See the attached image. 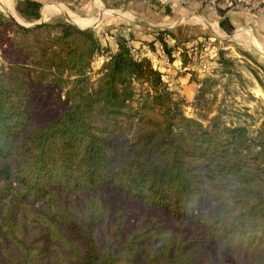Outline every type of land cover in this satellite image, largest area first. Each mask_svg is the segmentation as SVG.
I'll list each match as a JSON object with an SVG mask.
<instances>
[{
	"label": "trees",
	"instance_id": "trees-1",
	"mask_svg": "<svg viewBox=\"0 0 264 264\" xmlns=\"http://www.w3.org/2000/svg\"><path fill=\"white\" fill-rule=\"evenodd\" d=\"M16 11L33 23L39 4L17 1ZM219 13L220 28L230 35L233 27ZM0 29L33 38L39 56L33 63L44 65L40 79L50 76L59 92L62 83L85 82L92 59L105 55L94 101L108 114H121L135 85L146 91L128 114L142 131L120 148L119 136L89 123L83 105L69 104V92L59 115L42 124L31 95L17 99L0 81V264H219L208 254L212 243L247 252L250 260L238 264H264V192L249 177L264 163V132L254 154L246 129L211 117V103L197 113L207 126L187 118L151 61L134 57L131 36L116 33L111 52L92 29L65 21L21 28L0 14ZM165 36L158 32L155 40L171 56ZM23 49L15 43L0 49V65L11 58L17 65L24 56L16 50ZM104 189L172 221L191 222L196 233L186 238L157 219L113 216L99 199ZM28 203L38 209L30 211Z\"/></svg>",
	"mask_w": 264,
	"mask_h": 264
},
{
	"label": "rangeland",
	"instance_id": "rangeland-1",
	"mask_svg": "<svg viewBox=\"0 0 264 264\" xmlns=\"http://www.w3.org/2000/svg\"><path fill=\"white\" fill-rule=\"evenodd\" d=\"M3 16L6 17V15ZM60 21L64 22L65 19H56L48 23ZM35 23L22 21V25L30 27L37 25ZM92 30L97 39L100 35L105 34L114 39L116 36L114 31L110 33V31L104 30L102 34L97 35V29ZM113 35L115 36L113 37ZM234 35L233 32L230 39L217 41L215 44L210 40L197 41L194 44L196 50L190 54L185 46L179 44L171 49V56H168L162 49L161 55L165 56L168 61L165 62L167 65L164 66L165 68L174 62L179 67L185 66L184 73L189 74L190 83L193 85V98L189 101L185 100L175 90L173 91L175 89L173 85L166 86L173 94L174 99L180 102L184 115L201 122L204 127L207 126V123L202 121L197 113L206 103L212 104L213 114L211 117L218 116L222 125L244 127L247 137L250 139L251 151L256 154L260 151V147L257 146V142L260 140L259 133L264 132V48L259 51ZM10 43H15L26 50L23 49V53L16 50L19 57L24 56L21 61L18 60V63L16 61L17 65L13 58L9 62L6 61L7 63L3 62L2 66L0 65V81L4 86L17 91V99L23 98L24 93L31 95L36 105L39 106L38 114L42 124L59 115L61 104L66 93L69 92V104L83 105L89 123L101 129L107 128L121 138L122 142L116 143L117 147L121 148L123 144L131 142L141 133L142 129L136 119H129L128 114L132 115L131 109L146 96L145 86L135 85L134 99L119 110L120 115L108 114L107 110L94 101L100 73L107 59L105 55H96L92 59L86 72L85 82H80L78 85L62 83L64 89L59 92L55 84L51 82L50 76L46 80L40 79V72L44 69V65L33 63V59L39 57L35 54L36 45L33 38L31 36L24 37L21 34L14 35L10 30L0 29V49H8ZM161 66L162 64H159L156 67ZM202 66H206L204 72H202ZM156 67L155 70L160 69L158 72L162 81L166 80L171 83L170 74L162 68ZM177 132L188 133L186 129L179 128ZM249 177L252 186L264 192V163L261 169H251ZM210 192L214 194L215 191L210 190ZM98 196L103 203L109 206L113 216L116 212H120L130 222L141 217L146 222L157 219L158 223L169 225L173 232H182L186 238H190L196 233L193 223L172 221L161 210L144 206L127 196L115 194L107 189L100 191ZM28 209L35 211L38 206L28 203ZM15 210L21 214L25 213L22 206L15 207ZM15 214V212L12 213L13 218L16 217ZM207 250L212 260L219 264H238L239 261L247 263L250 260L247 252L233 253L219 248L214 243Z\"/></svg>",
	"mask_w": 264,
	"mask_h": 264
},
{
	"label": "crops",
	"instance_id": "crops-1",
	"mask_svg": "<svg viewBox=\"0 0 264 264\" xmlns=\"http://www.w3.org/2000/svg\"><path fill=\"white\" fill-rule=\"evenodd\" d=\"M17 1L23 0H0V13L10 14L22 24L26 20L16 11ZM30 1L39 4L38 20L35 24L64 18L80 30L97 29V35L105 30L110 33L114 31L126 38L131 36L128 46L139 54L149 49L148 57L153 68L162 64L156 68H162L173 80L171 83L163 80L164 84L173 85V91L188 101L194 94L189 74L184 73L185 66L179 67L175 62L165 68L167 58L161 55L163 48L155 40L158 32L169 33V36L164 37L169 49L177 47L178 44L187 49L203 39L214 44L217 41H226L231 38V34H226L220 28L219 11H222L233 27L234 37L259 51L264 48V0H243L241 7H237L231 0H213V4L212 0ZM98 40L101 46L111 52L117 51L114 38L105 34L100 35Z\"/></svg>",
	"mask_w": 264,
	"mask_h": 264
},
{
	"label": "built area",
	"instance_id": "built-area-1",
	"mask_svg": "<svg viewBox=\"0 0 264 264\" xmlns=\"http://www.w3.org/2000/svg\"><path fill=\"white\" fill-rule=\"evenodd\" d=\"M232 2H234V4L237 7H241L243 5V0H231ZM211 3L213 4L214 1L212 0ZM207 41V40H206ZM195 44V43H194ZM194 44H192L189 48H187V52L188 54L190 53H194V51L196 50V47L194 46ZM132 54L134 55V57L139 58V57H146V58H150L148 57V54H150V50H146L143 54H137L135 49H131ZM206 70V66H202V72H204Z\"/></svg>",
	"mask_w": 264,
	"mask_h": 264
},
{
	"label": "water",
	"instance_id": "water-1",
	"mask_svg": "<svg viewBox=\"0 0 264 264\" xmlns=\"http://www.w3.org/2000/svg\"><path fill=\"white\" fill-rule=\"evenodd\" d=\"M6 17H7L11 22H13L14 24H16L18 27H21V28H29V27H30V26H24V25L18 23V22L14 19V17H12L10 14H6ZM37 24H40V23H37Z\"/></svg>",
	"mask_w": 264,
	"mask_h": 264
},
{
	"label": "bare ground",
	"instance_id": "bare-ground-1",
	"mask_svg": "<svg viewBox=\"0 0 264 264\" xmlns=\"http://www.w3.org/2000/svg\"><path fill=\"white\" fill-rule=\"evenodd\" d=\"M16 19V18H15ZM17 21V20H16ZM18 22V21H17ZM19 23V22H18ZM21 24V23H20Z\"/></svg>",
	"mask_w": 264,
	"mask_h": 264
}]
</instances>
